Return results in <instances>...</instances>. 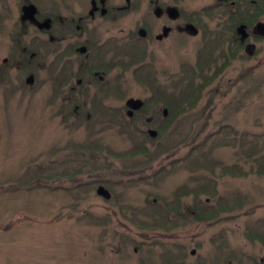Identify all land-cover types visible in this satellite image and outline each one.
<instances>
[{"label": "rangeland", "instance_id": "374dc122", "mask_svg": "<svg viewBox=\"0 0 264 264\" xmlns=\"http://www.w3.org/2000/svg\"><path fill=\"white\" fill-rule=\"evenodd\" d=\"M255 1L245 0L246 15L264 22V0ZM214 2L193 0L190 6L198 10ZM208 15L207 44L203 32L190 42L181 35L182 50L168 44L180 53L166 56L147 43L155 54L147 66L142 48L135 47L144 66L133 71L137 78L127 71L118 79L123 93L107 97L120 114L103 106L102 96H87L94 111L89 127L81 126V113L65 117L69 103L89 108H83L81 93H59L81 89V80L62 79L51 69L28 82L29 65L4 71L0 264H264V37L251 34L252 55L232 47L227 57L221 45L224 9L213 6ZM15 17L14 9L10 18ZM6 26L0 31V63L9 51L6 34L18 36ZM174 64L181 77H173ZM133 98L145 100L142 114L150 118V110L162 116L167 108L165 122L153 128L155 137L124 123L125 102ZM182 105L193 108L180 113ZM160 166L166 168L151 176ZM99 185L110 198L97 193ZM173 194L184 195L185 217L175 222L161 213L155 220L149 202L161 197L172 214ZM193 204L216 219L196 220Z\"/></svg>", "mask_w": 264, "mask_h": 264}, {"label": "flooded vegetation", "instance_id": "af4514ba", "mask_svg": "<svg viewBox=\"0 0 264 264\" xmlns=\"http://www.w3.org/2000/svg\"><path fill=\"white\" fill-rule=\"evenodd\" d=\"M9 1L11 5L14 4V7L7 3V0H0V22L3 21L0 31L3 24H7L6 27L16 30L18 36L11 38L6 34L10 45L7 56L0 63V78L4 71L9 73L13 69H26L25 67L29 65L32 71L31 78H34L37 72L48 73L51 69H55L54 73L59 74L62 79L81 80V89L62 88L59 93L61 91L66 94L81 93L83 108L89 107L84 110L81 108V117L84 115V121H81L82 127H89V123L94 121L92 120L94 111H89L93 105L91 101H87V96H102L101 104L114 115L120 114L121 108L113 106L114 104L110 103V97H107L123 93V90L118 88L120 81L118 79H122L127 71H130L132 78H137L133 75V71L135 69L138 71L144 65H150L151 60L155 59L154 52L146 49L147 43L150 46H158L166 56L170 54L177 56L180 53L185 44H182L181 35L186 36L190 42L191 37L196 38L203 32L201 42L207 44L209 36L207 33L210 28V23L207 21L210 19L208 12L213 6L224 9V15H222L224 18L220 26L225 29V31L222 30L225 38L221 45H224L223 52L227 57H230L232 47L235 51L244 50L246 55H252L255 44L249 41L251 34L255 38L256 36L264 37V33L260 32L262 30L258 27L264 22L257 20L254 15H246L245 0H214V4L198 10L190 6L193 0ZM247 1L251 5L256 3L255 0ZM184 2L187 8L183 7ZM79 3L80 8H78ZM14 9L16 17L12 20L10 16ZM246 16L251 18L247 20ZM251 20L253 23L249 24L248 21ZM21 37L27 39L22 40ZM23 41L24 44H22ZM172 41L181 47L179 53H174L173 48H169L168 44ZM231 42L235 45L230 46ZM39 46L43 51H40ZM135 47L140 50L142 48L144 53L142 56L146 57L142 62L144 65H141L140 59L138 61L141 66L136 61ZM200 54L199 52L198 58ZM14 60H19L21 63L14 66L16 65H12ZM55 65H57L56 68L53 67ZM126 65L130 66L125 68ZM173 67L174 72H171L173 77H181V69L177 71L175 64ZM130 100L125 102L124 123L142 126L148 133L150 127L154 128L165 122L163 119L167 117V108L160 111L162 116L156 113L155 116L153 110H150L154 116H151L150 123L145 124L143 118L147 113L142 114L141 109L145 100L135 99L141 102V106L132 111L128 109ZM151 104L156 106L154 103ZM157 108L159 105L155 107L156 110ZM164 110L167 111L166 115L163 113Z\"/></svg>", "mask_w": 264, "mask_h": 264}, {"label": "trees", "instance_id": "16d2710c", "mask_svg": "<svg viewBox=\"0 0 264 264\" xmlns=\"http://www.w3.org/2000/svg\"><path fill=\"white\" fill-rule=\"evenodd\" d=\"M255 5V4H254ZM27 39V38H26ZM235 44L234 43H232L231 42V44H230V46H234ZM69 81V80H68ZM67 84V83H66ZM66 84H63V86H66ZM190 87H192V85H190ZM75 88H78V87H75ZM61 89V88H60ZM205 89V87L204 86H201V88H200V91H202V90H204ZM64 97V95L62 96V98ZM61 99V98H60ZM74 103H69V106L71 107V109H70V111H67V114H66V116L67 117H72V118H75L76 116H78L80 113H81V109H79V105H77V103H76V105H73ZM92 104V103H91ZM93 105V104H92ZM184 105V104H183ZM179 106L178 108H180V110L179 111H181L180 113H183L186 109H188V108H184V106ZM193 108V107H192ZM192 108H189V109H192ZM171 111V110H170ZM174 112V111H173ZM171 114V113H170ZM62 117V116H61ZM121 128H123V127H121ZM127 129V128H126ZM133 136V135H132ZM144 151V150H143ZM179 160H181V158L180 159H176V160H174V161H172L171 163L172 164H174V163H176V162H178ZM262 167H263V169H264V163H263V165H262ZM166 168V166H160V168H158L156 171H153L152 172V174H151V176L152 175H155L156 173H158L159 171H161L162 169H165ZM181 188V187H180ZM180 190H182V193L184 192H186V193H188L190 190L188 189H183V187L180 189ZM199 191V190H198ZM183 193V194H184ZM189 194V193H188ZM187 194V197H189L190 195H188ZM176 194H173L172 195V197H171V199H173L172 201H170V203H171V207H173V210L175 209V212L174 213H170V212H168V210H169V208H170V206H168V201L166 202V201H164L163 203H161V197L159 198L158 196H156V199L158 200V201H160V202H158V201H156L155 203H151V202H149V201H147V203L149 202V204H151V205H153V206H155V207H153V215L156 217V219L155 220H158V217H160V215H161V213H165V215L170 219V221L171 220H174L175 222H177V220H182V218H183V216L185 217V215L183 214V212H181V210L182 209H189V207L188 206H186V205H183V203H182V198H183V196L184 195H181L180 197L179 196H175ZM183 207V208H182ZM198 206H195V204H193V206H192V209H193V211H194V217H195V219L197 220H202V219H206V220H208V219H216V218H214V214L212 215V217H206L207 216V213H205V212H203L200 208H197ZM203 208H205V207H203ZM206 210V208L204 209V211ZM171 214V217L169 216ZM190 217V216H189ZM168 218H165V219H163V220H165V222L164 223H168V222H166L167 220H168ZM186 218H188V217H186ZM185 219V218H184ZM183 219V220H184ZM160 220V219H159ZM175 222H171V224H165V225H172V224H174ZM149 224H152V223H149ZM159 224V223H158ZM159 225H161V224H159ZM258 237H260L259 235H258ZM261 238V237H260ZM263 241H264V239H262ZM156 242V241H155ZM138 246H140V244H138Z\"/></svg>", "mask_w": 264, "mask_h": 264}, {"label": "water", "instance_id": "95a60500", "mask_svg": "<svg viewBox=\"0 0 264 264\" xmlns=\"http://www.w3.org/2000/svg\"><path fill=\"white\" fill-rule=\"evenodd\" d=\"M258 27L262 30L260 32L264 33V23H260V26H258ZM240 29H241V27H240ZM27 81L30 82L31 81V77H29V79H27ZM140 104H141V102L138 101V100H135V99H131L128 102V105L130 107H133V108L139 106ZM163 113H164V115H166L167 111L164 110ZM147 120H151V118L146 116V121ZM148 133L150 134L151 137H155L157 135V131L155 129H153V128L148 129ZM96 191H97L98 194H100V195H102V196H104L106 198H110V196H111L109 191L103 185H99L97 187Z\"/></svg>", "mask_w": 264, "mask_h": 264}]
</instances>
